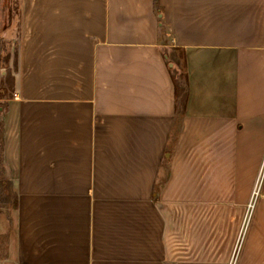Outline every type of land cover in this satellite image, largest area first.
Returning <instances> with one entry per match:
<instances>
[{"label":"crops","instance_id":"0c3cea01","mask_svg":"<svg viewBox=\"0 0 264 264\" xmlns=\"http://www.w3.org/2000/svg\"><path fill=\"white\" fill-rule=\"evenodd\" d=\"M262 15L264 0H0L19 213L5 264H264ZM249 206L243 237L226 233L224 209ZM200 207L223 223L178 259L171 217Z\"/></svg>","mask_w":264,"mask_h":264},{"label":"rangeland","instance_id":"374dc122","mask_svg":"<svg viewBox=\"0 0 264 264\" xmlns=\"http://www.w3.org/2000/svg\"><path fill=\"white\" fill-rule=\"evenodd\" d=\"M218 6L226 9L246 7V5L242 6L239 1H235L233 4L229 3V1H224L222 3H219ZM233 13L234 11L232 12V14ZM246 18L247 17L242 16V19ZM225 19H231V17L226 13ZM258 19L260 24L264 22L263 15L259 16ZM208 31L209 29H207V32ZM1 67H6L9 71H15L16 65L1 64L0 68ZM175 78L178 87L179 100L182 103L185 100L187 91L186 79L180 69L175 73ZM4 83L7 86H3ZM10 84H14L13 73L9 74V78L7 79V81L2 83L3 89L8 91V87L10 88V91H8L10 95H8L7 98H9L12 94V88L10 87ZM9 102L10 100L8 99H2L0 100V106L5 108V105L9 104ZM12 126L13 124H10L9 122L7 123L6 113L4 112V109L0 110V264L13 262L16 260L17 238L19 233V213L17 211L18 193L16 191L15 176L16 162L10 155L13 145H9L8 143L11 141V143H13L15 140V136L13 134L11 137H9L11 135L9 128H12ZM197 156L199 157L196 159L197 161L195 166L207 167L208 163H205V159L202 161L201 155L197 154ZM262 172H264V166L261 170V173ZM195 178H197L196 181L200 182L203 179V177L201 178L200 176ZM260 183L261 180L259 179V185ZM217 192L218 191L211 193L212 197L213 195L214 197L219 196ZM229 198L230 197L228 195L224 197L225 200ZM209 209H207V207L193 209L183 208L182 210L177 212L178 214L175 213L171 217L169 232H167V245L170 250L177 252L176 257L178 259L185 258L187 254L191 255V253H195V251L193 250H205V233L209 232L210 234H212L218 232V227L223 223V220H218L217 215L212 216L209 220H205V213H207ZM212 210L214 209L212 208L210 210V213ZM224 210L227 216V218L225 219V232L233 233L240 227L241 235H239V238L243 237L249 221L250 206L246 210L245 215L240 221L237 217L238 214L234 213L233 208H225ZM205 222L208 223L206 226ZM239 242L240 239L239 241L237 240V246Z\"/></svg>","mask_w":264,"mask_h":264},{"label":"trees","instance_id":"16d2710c","mask_svg":"<svg viewBox=\"0 0 264 264\" xmlns=\"http://www.w3.org/2000/svg\"><path fill=\"white\" fill-rule=\"evenodd\" d=\"M156 1V5H158V0H155ZM186 94H187V91H186ZM182 104L179 100V105Z\"/></svg>","mask_w":264,"mask_h":264},{"label":"built area","instance_id":"2783aa9c","mask_svg":"<svg viewBox=\"0 0 264 264\" xmlns=\"http://www.w3.org/2000/svg\"><path fill=\"white\" fill-rule=\"evenodd\" d=\"M17 96H18L17 93H14V97L17 98Z\"/></svg>","mask_w":264,"mask_h":264}]
</instances>
